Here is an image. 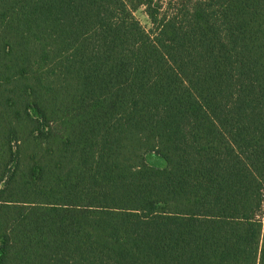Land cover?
Segmentation results:
<instances>
[{
  "label": "trees",
  "instance_id": "trees-1",
  "mask_svg": "<svg viewBox=\"0 0 264 264\" xmlns=\"http://www.w3.org/2000/svg\"><path fill=\"white\" fill-rule=\"evenodd\" d=\"M171 4L0 0V264H264V0Z\"/></svg>",
  "mask_w": 264,
  "mask_h": 264
},
{
  "label": "rangeland",
  "instance_id": "rangeland-1",
  "mask_svg": "<svg viewBox=\"0 0 264 264\" xmlns=\"http://www.w3.org/2000/svg\"><path fill=\"white\" fill-rule=\"evenodd\" d=\"M161 1L163 3L171 2L176 7H181V4H182V0H161ZM134 14L147 29L151 28V22H150L149 16L145 12L144 7L137 8ZM146 162L149 165L159 167V168H163L166 166V161L155 153H148L146 156ZM262 188H264V180H263Z\"/></svg>",
  "mask_w": 264,
  "mask_h": 264
},
{
  "label": "built area",
  "instance_id": "built-area-1",
  "mask_svg": "<svg viewBox=\"0 0 264 264\" xmlns=\"http://www.w3.org/2000/svg\"><path fill=\"white\" fill-rule=\"evenodd\" d=\"M257 218L264 226V188L261 189V204H260V210L257 214Z\"/></svg>",
  "mask_w": 264,
  "mask_h": 264
}]
</instances>
